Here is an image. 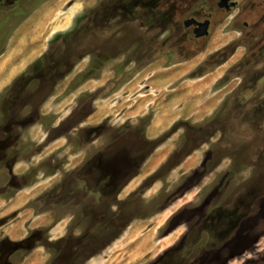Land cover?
I'll list each match as a JSON object with an SVG mask.
<instances>
[{
    "label": "rangeland",
    "instance_id": "obj_1",
    "mask_svg": "<svg viewBox=\"0 0 264 264\" xmlns=\"http://www.w3.org/2000/svg\"><path fill=\"white\" fill-rule=\"evenodd\" d=\"M235 1L195 41L215 0H0V264H47L17 250L68 229L102 240L85 264H264V45Z\"/></svg>",
    "mask_w": 264,
    "mask_h": 264
},
{
    "label": "flooded vegetation",
    "instance_id": "obj_2",
    "mask_svg": "<svg viewBox=\"0 0 264 264\" xmlns=\"http://www.w3.org/2000/svg\"><path fill=\"white\" fill-rule=\"evenodd\" d=\"M254 4H255L254 7H256L257 9L254 13V16L251 17L253 21H249L248 19L243 21V28L241 31V35H242V37H244L246 39L247 44H251L254 41L255 43H253V44L257 43V44H261L263 46L264 45V0H258V2H255ZM236 5H237V1H235V0H215V4L211 7L212 11H210L208 13H202L199 10H197L196 13L191 14L189 17H187L184 20V25L188 29L192 28L191 32L194 35L195 41L200 40V38H202L204 36H209V34H210L209 29H210L211 24H212V19H213L215 7H218L219 9L231 12V10ZM137 12H140V11L131 10L129 13H131L133 15V14H136ZM142 12L146 13L144 10ZM84 16H87V15H84ZM84 16L80 17L81 18L80 21H79V18H77L76 22L74 23L75 26L73 27L72 30L75 31L76 28L79 27V24L82 22V19L84 18ZM206 21H208V23H209L208 27L205 26ZM141 25L143 27V26H145V23H143L141 21ZM206 30L208 31V33ZM51 42H54V40ZM40 61H42V57H40V59H38L35 62L36 65H34L32 68H34V67H35L34 69L42 68V67H40V63H39ZM97 64L98 63L97 62L95 63V61H94V63L91 64L90 66H94V65L97 66ZM29 70H32V69H29ZM50 72H52V70L49 67L47 75L51 74ZM60 72L61 71L57 70V72L52 73V76H51L52 82H54L56 79L60 78V76L62 75V73H60ZM26 74H28V73H26ZM24 77H26V76L25 75L22 76L21 77V78H23V79H21L22 81L19 84H17V86L15 87V88H17L16 89L17 100H18V88L23 83L27 82V78H24ZM35 80L37 82L40 79H35ZM0 101L2 103V98H0ZM5 157H6V154H5ZM55 194H57V193H53L52 196H55ZM64 197H67V196H64ZM60 198H61V195L58 194L54 200L58 201V199H59V201H60L61 200ZM60 222L61 221H57L52 226H50L49 230H48L49 233L51 232L52 228L55 227L56 225H58ZM32 229L36 230L38 228L36 227V228H32ZM35 232L36 233H34V236L31 235V237H28L27 240H29V241H27V240L24 241L26 243H29V245L28 246H22V247L20 245V248L17 251L28 253V252L32 251L31 249H35L37 247V246H34V248H31L33 245H38V243L40 242L41 245L48 250V253H50L52 255L51 259L48 261L47 264H85L92 256H94L95 254H97L98 251H100V247H101L100 244H102L101 239L91 237L90 235L78 237V236H75L73 234V232H72V234H70L71 233L70 229H68V231L65 235H62V236L56 237V238L55 237H48L46 240H44V235L39 234V230H36ZM116 232H117V230H116ZM24 242L22 244H24ZM32 242L34 244H32ZM5 243L6 244H3V242H2L0 244V245H2V247H0V258L2 257L3 254L5 255L3 250L8 249L7 242L5 241ZM30 243L32 245H30ZM10 244H11V242L9 243V248H10ZM29 246H31V247H29ZM24 249L26 251H24ZM11 250H12V248H11Z\"/></svg>",
    "mask_w": 264,
    "mask_h": 264
},
{
    "label": "bare ground",
    "instance_id": "obj_3",
    "mask_svg": "<svg viewBox=\"0 0 264 264\" xmlns=\"http://www.w3.org/2000/svg\"><path fill=\"white\" fill-rule=\"evenodd\" d=\"M55 10V8H53V11ZM51 11V10H50ZM51 14V13H50ZM49 14V15H50ZM49 20H50V17L49 16H47V18H45V19H42L41 17L38 19V21H37V23H38V25L40 26L39 28H38V32L39 33H36V35L34 34L30 39H27V37L25 36V39H24V43H22V44H26L27 43V41L28 40H31L33 37L34 38H36L37 40L38 39H40V44H38L39 46H38V48H37V50L35 51H31V53H28V54H26L23 58H22V60L20 61V62H18V64L15 66V67H13L12 68V72H18V71H20L24 66H26V63L30 60V59H32L34 56H35V54L39 51V50H41L42 48H43V40H44V36L46 35V33H47V31L45 30V28L47 27V25H48V23H49ZM65 26L66 25V23H64L63 21L61 22V21H59V22H57V24H56V26L57 27H60V26ZM41 29V30H40ZM43 29V30H42ZM18 33V32H17ZM20 33V32H19ZM44 33H45V35H44ZM42 34L44 35V36H42ZM18 35V34H17ZM15 37V36H14ZM34 41V40H33ZM15 43V42H14ZM16 44V43H15ZM11 48H12V46H11ZM35 49H36V45H35V47H34ZM34 48H32V49H34ZM13 49V48H12ZM11 49V50H12ZM17 50V49H16ZM10 51V50H9ZM18 51H19V47H18ZM11 52V51H10ZM22 52V51H21ZM30 52V51H29ZM12 53V52H11ZM15 53V52H14ZM17 53V52H16ZM20 53V52H19ZM11 55H13V54H11ZM17 55L18 54H16V57H17ZM23 55V54H22ZM37 55V54H36ZM10 57V56H9ZM13 58V57H12ZM1 66H3V64H0V68H1ZM12 75V74H11ZM4 77H6V76H4ZM11 77H13V75L11 76ZM10 80V79H9ZM1 82V81H0ZM4 82H6V81H4ZM104 109V108H103ZM102 109V110H103ZM101 110V109H100ZM104 116V115H103ZM147 243V242H146ZM144 244V243H143Z\"/></svg>",
    "mask_w": 264,
    "mask_h": 264
},
{
    "label": "trees",
    "instance_id": "obj_4",
    "mask_svg": "<svg viewBox=\"0 0 264 264\" xmlns=\"http://www.w3.org/2000/svg\"><path fill=\"white\" fill-rule=\"evenodd\" d=\"M80 17H82V16H80ZM80 17H78V18H79V21H80V19H81ZM74 33H75L74 30H71V31H69V32H65V33H58V34L54 37L53 40H60V39H63V41H64V40L68 39L69 37L73 36ZM53 40H51V41H53ZM91 67L94 68L95 65H94V66H91ZM0 108H2V103H1V101H0Z\"/></svg>",
    "mask_w": 264,
    "mask_h": 264
},
{
    "label": "crops",
    "instance_id": "obj_5",
    "mask_svg": "<svg viewBox=\"0 0 264 264\" xmlns=\"http://www.w3.org/2000/svg\"><path fill=\"white\" fill-rule=\"evenodd\" d=\"M83 1H86V0H83ZM64 2H65V1H64ZM55 3H56V2H55ZM84 3H86V2H84ZM54 5H55V4H53V6H54ZM77 5H78V4H77ZM77 5H76V6H77ZM79 5H80V6H86V7H87L89 4H85V5L79 4ZM74 7H75V6H74ZM71 8H73V5L71 6ZM80 8H82V7H80ZM71 10H72V9H71ZM71 10L69 9V10H68L67 12H65V13H68V12H70ZM79 10H80V9H78L77 11H79ZM77 11H76V12H77ZM76 12H75V13H76ZM75 13H74V14H75ZM74 14H73V15H74ZM45 18H47V17H45ZM49 22H50V20H49ZM37 32H38V31H36V33H37ZM36 33H33V34H36ZM27 42H28V41H27ZM35 56H36V55H35ZM23 68H24V67H23ZM23 68H22V69H23ZM22 69H21V70H22ZM16 75H17V74H16ZM15 199H18V195L16 196Z\"/></svg>",
    "mask_w": 264,
    "mask_h": 264
},
{
    "label": "water",
    "instance_id": "obj_6",
    "mask_svg": "<svg viewBox=\"0 0 264 264\" xmlns=\"http://www.w3.org/2000/svg\"><path fill=\"white\" fill-rule=\"evenodd\" d=\"M186 24H187V23H186ZM208 24H209L208 21H206L205 26L208 27ZM206 29H207V28H206ZM206 31H207V30H206ZM207 33H208V31H207Z\"/></svg>",
    "mask_w": 264,
    "mask_h": 264
}]
</instances>
